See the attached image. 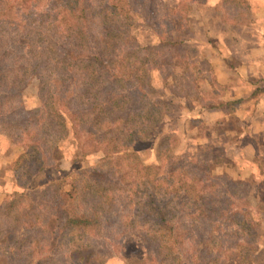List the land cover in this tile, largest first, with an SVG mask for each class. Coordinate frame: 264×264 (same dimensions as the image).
I'll use <instances>...</instances> for the list:
<instances>
[{
	"label": "trees",
	"instance_id": "1",
	"mask_svg": "<svg viewBox=\"0 0 264 264\" xmlns=\"http://www.w3.org/2000/svg\"><path fill=\"white\" fill-rule=\"evenodd\" d=\"M179 1L174 11L162 0H49L43 10L39 0H0V129L24 149L17 169L32 167L37 182L60 171L59 142L69 133L75 162L106 153L93 168L47 184L38 199L24 189L0 207L15 220L0 225V264H92L116 256L127 235L147 252L141 264H255L264 251L236 230L228 242L214 236L225 221L254 217L243 204L254 195L237 189L232 166L184 159L165 136L169 99L193 90L192 69L177 78L193 42L190 16L212 0ZM220 1L227 15L244 4ZM155 72L169 96L159 94ZM33 87L43 103L25 110ZM157 142L148 164L138 147ZM23 200L31 211L15 214Z\"/></svg>",
	"mask_w": 264,
	"mask_h": 264
},
{
	"label": "rangeland",
	"instance_id": "2",
	"mask_svg": "<svg viewBox=\"0 0 264 264\" xmlns=\"http://www.w3.org/2000/svg\"><path fill=\"white\" fill-rule=\"evenodd\" d=\"M39 1L44 4V6H42V10L46 6V3L49 2V0ZM162 1L170 9H173L174 11L180 10L179 0ZM92 2H96V0H92ZM195 6V9L190 16V20H195V24H199L202 22V20L200 21V19L203 18V15L208 14L207 16H213L215 14L214 9L220 10L222 8L220 3L216 6L214 5L215 7L208 4H197ZM185 12L187 13V10H185ZM218 12L219 11H217V13ZM198 16L200 17L199 19ZM41 27L43 28V26ZM50 27L51 24L48 23V29ZM149 34L150 33L145 32L146 36H149ZM56 40L58 44H65L61 39ZM143 41L145 40L143 39ZM68 47H70V45ZM191 48L192 44L186 46L188 65H180L178 67L177 78L182 75L185 69H192L194 75L193 80L189 85L193 87V90L190 94L189 99L173 97L169 99L171 106H169L168 108H164L165 111H169V119L163 126L165 136L175 139L177 147L176 153L178 156L184 159L196 160L205 164L216 160H222L227 164H230L233 170L232 174L242 181V183H240L241 185L238 186L237 189L242 191L241 193L249 192L254 195L253 200L243 202V204L247 208L255 209L253 214L254 217L248 212L242 214V211L240 215L242 214L243 216L241 215L239 218L241 220L240 226L237 224V226L235 225V219H231L228 222L225 221L224 223L219 224V226L215 227L213 230L216 239L221 242H228L230 240V234L236 230L240 232V234H242L243 240L246 239V241L248 240L254 245H256V243L258 245H264V159L254 160L246 150L243 154L244 159L242 161L240 159L239 161V158H241L242 155L241 151H238L233 155H229L227 150H225L226 148L223 147V141L217 143V147H214L212 143L207 142V140L205 139H203L204 142L200 143L201 141L197 137H206L209 128L207 126V120L204 121L203 119L202 121L201 119L196 118L199 112L197 108L205 106L207 103L213 105L216 101V98L211 97V95L213 96V92L204 91L208 87V84L207 86L203 87L202 75L199 73L198 67L193 63L197 59V56L200 52ZM56 49L57 46H55V50ZM154 77L156 88L158 89L159 94H163L162 96H166L167 92V95L169 96V92L165 88H163L159 73L155 72ZM204 83L206 85V81H204ZM214 90L216 94L220 93L221 91L219 87ZM36 92V87H33V89H30L26 94L23 103V108L25 110H34L38 108L41 103H43L39 98L38 92ZM51 97L52 95L50 92V95L48 97L47 95L46 97L44 96V99L51 102ZM161 98L162 97L159 96L155 98V100L158 101V99ZM234 124V120H232L230 126H234ZM223 128H225L224 125H221L219 127L217 126V128L215 129V133L219 134L223 131ZM59 144L61 145V153L63 155L60 171L42 172L39 175L40 181L37 182V177L33 179L30 174L32 173V167L26 169L22 167L20 168V170H18V167L17 169L15 164L19 161L24 152V149L17 145L14 146L5 132L0 129V207L10 197H12L15 192L18 191L22 193L24 189H27L25 192L30 193L31 198H33L31 200L34 201L35 199L39 198V193L47 186V184L58 181L64 176L74 174L79 170L90 167L93 168L106 154L105 152L96 151L87 159L75 162L78 159L75 158L77 157V149L74 144L73 135L69 133L67 137L60 140ZM157 145L158 142L155 144H146L143 146L139 145L138 147V149L141 148L140 150H142L139 151V153H141V156L148 164L152 163V161L154 160ZM219 171L220 170L217 169V172ZM249 173L251 174L248 176L247 174ZM187 179L189 181H187L186 184L191 185V178L188 177ZM139 188L143 189L142 186H140ZM163 188L165 190L164 186ZM255 198L257 200H255ZM29 203L30 202L26 200L21 201V203H19L17 207H15V214L20 213L21 215L22 213L23 215L24 210L31 211V208H29ZM14 222L15 220H13L11 216L7 217L3 216L2 214L0 215V225L2 229H6L7 226L9 227L10 225L14 224ZM248 223L250 224V226L247 225ZM143 226L144 225H140L141 228ZM137 238L138 237H136L135 235H127L124 239H122L120 249H117L116 251V256L114 255L109 258L106 254L102 257V259H105L106 261L105 264H127L128 260L134 262L135 264H141L142 262L144 263L148 255L146 250L144 249V246ZM122 254L124 256H122ZM102 259H96V261H93L92 264H98ZM82 263L84 264V262ZM203 264H208V262ZM255 264H264V251L259 254L258 258L255 260Z\"/></svg>",
	"mask_w": 264,
	"mask_h": 264
},
{
	"label": "crops",
	"instance_id": "3",
	"mask_svg": "<svg viewBox=\"0 0 264 264\" xmlns=\"http://www.w3.org/2000/svg\"><path fill=\"white\" fill-rule=\"evenodd\" d=\"M215 1L208 5L220 3ZM243 1L238 13L227 15L214 9L215 14L203 15L201 23L193 20L191 43V49L200 52L193 63L202 75L203 87L208 84L204 91L216 98L212 107L197 108L196 118L207 120L209 128L206 137L197 138L214 147L223 141L229 155L241 151L239 161L246 150L254 160L264 159V0ZM217 87L221 89L218 94ZM232 120L234 126H230ZM221 125L223 131L215 133Z\"/></svg>",
	"mask_w": 264,
	"mask_h": 264
}]
</instances>
